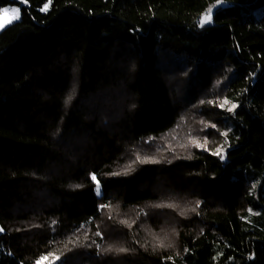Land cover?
I'll use <instances>...</instances> for the list:
<instances>
[{"label":"trees","instance_id":"16d2710c","mask_svg":"<svg viewBox=\"0 0 264 264\" xmlns=\"http://www.w3.org/2000/svg\"><path fill=\"white\" fill-rule=\"evenodd\" d=\"M47 3L0 0V264H264V0Z\"/></svg>","mask_w":264,"mask_h":264},{"label":"snow or ice","instance_id":"6c2138e0","mask_svg":"<svg viewBox=\"0 0 264 264\" xmlns=\"http://www.w3.org/2000/svg\"><path fill=\"white\" fill-rule=\"evenodd\" d=\"M218 3L222 2V0H217ZM51 3V0H48V3L44 5V7L41 9V11H45L47 10L49 4ZM10 12V15H9V19H8V23H11L13 19H18L19 18V9H16V8H13L11 10L9 9H0V13H3V14H9ZM211 17H212V10L209 9L208 10V13L201 19L200 23L203 25L205 23H208L211 21ZM0 27H3V23H0ZM69 99H71V97H69ZM225 104L228 103V101H224ZM233 108L235 107V105L232 106ZM229 111H231V109H229ZM93 181H96V177L93 176L92 177ZM97 193L99 194V182L97 181ZM102 207H104L102 205ZM120 251H124V249H120ZM48 257H42V260H47ZM58 259V257H57ZM37 264H40V262L38 261Z\"/></svg>","mask_w":264,"mask_h":264},{"label":"rangeland","instance_id":"374dc122","mask_svg":"<svg viewBox=\"0 0 264 264\" xmlns=\"http://www.w3.org/2000/svg\"><path fill=\"white\" fill-rule=\"evenodd\" d=\"M13 8L19 9V7H17V6H7V7L3 8V9H9V10H11V9H13ZM47 9H48V8H47ZM9 15H10V12H9V14H3V13H0V23H3V27H0V31H2L3 29H5V28L8 27L9 25H11L12 23H14V22H16L17 20H19V18H18V19H13L11 23H8L7 21H8V19H9ZM204 16H205V15H204ZM204 16H202V17L200 18V21H201V19H202ZM19 17H20V12H19ZM200 21H199V22H200ZM208 23H210V22H208ZM208 23H205V24H208ZM200 24H201V23H200ZM205 24H203V25H205ZM201 25H202V24H201Z\"/></svg>","mask_w":264,"mask_h":264}]
</instances>
